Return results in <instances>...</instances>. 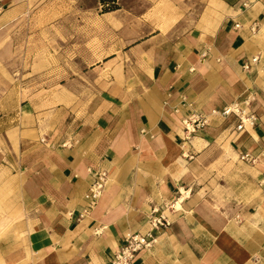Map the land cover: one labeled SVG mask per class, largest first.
<instances>
[{
	"label": "crops",
	"instance_id": "obj_1",
	"mask_svg": "<svg viewBox=\"0 0 264 264\" xmlns=\"http://www.w3.org/2000/svg\"><path fill=\"white\" fill-rule=\"evenodd\" d=\"M29 1L0 0V28ZM151 1L102 13L82 106L0 103V264H110L161 214L134 264H264V0H213L194 24L190 0L177 17ZM233 104L254 127L210 114ZM191 113L209 120L187 138Z\"/></svg>",
	"mask_w": 264,
	"mask_h": 264
},
{
	"label": "rangeland",
	"instance_id": "obj_2",
	"mask_svg": "<svg viewBox=\"0 0 264 264\" xmlns=\"http://www.w3.org/2000/svg\"><path fill=\"white\" fill-rule=\"evenodd\" d=\"M187 1L153 0L149 14L177 17L191 9ZM190 1L193 24L207 7H215L213 0ZM145 4L125 0L127 8L136 11L134 16ZM107 8L100 0L27 2L0 28V103L15 109L31 101L38 110L82 106L97 90L88 63L108 37L102 15Z\"/></svg>",
	"mask_w": 264,
	"mask_h": 264
},
{
	"label": "built area",
	"instance_id": "obj_3",
	"mask_svg": "<svg viewBox=\"0 0 264 264\" xmlns=\"http://www.w3.org/2000/svg\"><path fill=\"white\" fill-rule=\"evenodd\" d=\"M258 57L252 59L256 62ZM245 69L250 68V64L244 65ZM212 115H220L221 117L235 116L238 119L236 124L237 130L248 129L254 127L257 117L252 113H248L247 110L241 109L239 105H228L220 110H212ZM209 115L201 113H191L189 116L183 119L184 131L187 138L195 135L202 130L208 123ZM240 159L251 164H255L257 157H254L251 153H243ZM107 172L101 171L97 174L96 178L92 182L89 193L87 194L88 204L90 208H93L100 200L101 196L107 185ZM151 228L145 234L142 233H128L125 238V244L115 251L114 257L110 264H134L136 255L143 249L148 248L153 243L152 232L155 228L168 227L170 225L169 219L166 215L161 214L159 216L151 217Z\"/></svg>",
	"mask_w": 264,
	"mask_h": 264
},
{
	"label": "trees",
	"instance_id": "obj_4",
	"mask_svg": "<svg viewBox=\"0 0 264 264\" xmlns=\"http://www.w3.org/2000/svg\"><path fill=\"white\" fill-rule=\"evenodd\" d=\"M100 2L104 5H108V8L105 11L115 10L118 7L117 0H100Z\"/></svg>",
	"mask_w": 264,
	"mask_h": 264
}]
</instances>
